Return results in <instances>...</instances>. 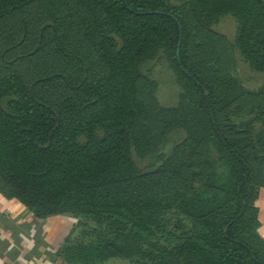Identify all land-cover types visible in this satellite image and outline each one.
I'll use <instances>...</instances> for the list:
<instances>
[{
    "label": "trees",
    "instance_id": "obj_1",
    "mask_svg": "<svg viewBox=\"0 0 264 264\" xmlns=\"http://www.w3.org/2000/svg\"><path fill=\"white\" fill-rule=\"evenodd\" d=\"M174 1L0 0V194L76 219L67 264H264V82L215 62L264 72V0ZM159 52L175 106L140 73Z\"/></svg>",
    "mask_w": 264,
    "mask_h": 264
},
{
    "label": "crops",
    "instance_id": "obj_2",
    "mask_svg": "<svg viewBox=\"0 0 264 264\" xmlns=\"http://www.w3.org/2000/svg\"><path fill=\"white\" fill-rule=\"evenodd\" d=\"M264 239V188L256 200ZM73 223L69 216L36 218L15 199L0 194V264H67L57 256Z\"/></svg>",
    "mask_w": 264,
    "mask_h": 264
},
{
    "label": "rangeland",
    "instance_id": "obj_3",
    "mask_svg": "<svg viewBox=\"0 0 264 264\" xmlns=\"http://www.w3.org/2000/svg\"><path fill=\"white\" fill-rule=\"evenodd\" d=\"M175 3L178 1L175 0ZM213 31L217 34L223 35L229 42H231L235 36L236 22L230 15L223 16L215 25L212 27ZM218 50V49H217ZM216 50V51H217ZM213 51V50H212ZM210 52V57H215V51ZM219 51V50H218ZM230 56V57H229ZM232 57V58H231ZM216 63L222 68L221 70L230 71L234 76L238 77L242 83L250 90H256L264 82V72H256L251 70L248 65L243 61L239 53L236 51H228L226 54L217 56ZM230 59V62H229ZM232 60V61H231ZM141 76L148 80L156 83L155 98L158 103L165 107L175 106L178 101V94L180 92L179 86L176 83L175 76L169 69L166 60L159 52L152 59L144 62L140 67ZM183 132L175 130L168 136L167 143L162 148L163 153H167L176 143L183 138ZM135 163L140 168L150 167V159L146 158L141 160L136 156H133ZM71 218L74 225L76 219ZM80 228H78L73 235L71 240L77 238L86 239L87 237H81ZM104 264H133L125 260H110Z\"/></svg>",
    "mask_w": 264,
    "mask_h": 264
}]
</instances>
